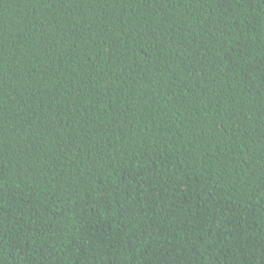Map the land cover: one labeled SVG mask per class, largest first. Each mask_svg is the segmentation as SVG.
Instances as JSON below:
<instances>
[{"label":"trees","instance_id":"trees-1","mask_svg":"<svg viewBox=\"0 0 264 264\" xmlns=\"http://www.w3.org/2000/svg\"><path fill=\"white\" fill-rule=\"evenodd\" d=\"M0 264H264V0H0Z\"/></svg>","mask_w":264,"mask_h":264}]
</instances>
